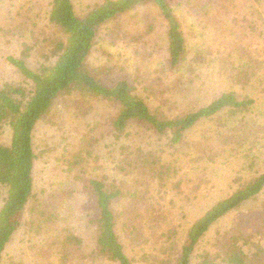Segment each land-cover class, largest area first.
I'll return each mask as SVG.
<instances>
[{
  "label": "rangeland",
  "instance_id": "obj_1",
  "mask_svg": "<svg viewBox=\"0 0 264 264\" xmlns=\"http://www.w3.org/2000/svg\"><path fill=\"white\" fill-rule=\"evenodd\" d=\"M107 1L73 0V4L76 14L82 17ZM170 2L188 43L186 68L180 75L168 61L167 22L152 4L129 11L102 27L88 61L90 68L103 70L104 78L111 77L109 73L116 77L125 72L122 78L132 84L134 94L168 117L196 111L229 91L256 103L236 118L217 115L203 120L173 147L137 123L130 124L116 139L108 129L117 111L114 105L78 92L61 97L38 124L33 137L37 155L34 204L42 200L55 214V220L49 219L37 234L30 225L36 217L28 210L2 264H54L49 256L36 257V245H44L45 239L50 242L56 234L69 230L90 243L94 227L82 190L84 180L102 174L117 183L127 181L122 184L131 190L134 182L119 166L137 148L157 156L158 172L167 166L174 169L166 185L162 186L157 178L146 191L157 211L170 215L169 221L179 227L181 236L210 207L264 172V0ZM51 3L0 0V88L13 84L30 89L9 63V57L25 60L33 70L54 59L57 43L64 36L49 21ZM197 54H201V61L194 60ZM250 58L257 60L256 64L251 66ZM247 65L254 74L244 87L233 77L237 68ZM10 140L11 129L5 126L0 130V142L9 144ZM131 171L135 173L136 169ZM136 174L134 177L140 178ZM5 196L6 190L0 187V209ZM123 203L134 205L129 198ZM262 208L264 193L214 226L203 249H213L217 234L236 224L243 231L255 230L249 211ZM122 241L130 253V242L124 238Z\"/></svg>",
  "mask_w": 264,
  "mask_h": 264
},
{
  "label": "trees",
  "instance_id": "obj_2",
  "mask_svg": "<svg viewBox=\"0 0 264 264\" xmlns=\"http://www.w3.org/2000/svg\"><path fill=\"white\" fill-rule=\"evenodd\" d=\"M149 4L167 22L168 61L170 68L180 75L186 68L188 43L170 0H108L82 17L76 14L73 0H52L49 21L64 36L57 43L54 59L33 70L23 59L8 58L30 89L13 84L0 88V130L5 126L11 129L10 143L0 142V187L6 190L0 209V264L13 237L22 229L28 210L36 217L30 225L37 234H41L49 219L55 220V214L46 209L42 200L34 204L37 155L33 137L38 124L49 116L61 97L78 92L114 105L117 111L108 129L116 139H120L130 124L137 123L147 126L173 147L203 120L217 115L236 118L256 103L229 91L196 111L168 117L160 109L152 110L143 98L134 94L132 84L122 78L125 72L116 77L109 73L111 77L106 76L107 80L103 70L90 68L88 61L102 27ZM197 55L194 60L201 61V54ZM250 59L251 66L256 64L257 60ZM251 66L237 68L233 81L246 87L254 74ZM121 161L119 169L134 182L131 190L122 184L127 181L117 183L102 174L88 177L82 185L87 195L90 225L94 227L90 243L69 230L56 234L50 242L45 239V246L37 243L36 257L49 256L54 264H264V208L249 211L251 224L255 220V230L243 231L236 224L217 234L213 249L202 247L214 226L262 196L264 172L210 207L181 236L179 227L169 221L170 215L164 210L157 211L146 191L157 178L162 186L166 185L174 169L167 166L158 172L157 156L142 148ZM131 168L136 169L135 173ZM136 173L140 178L134 177ZM128 198L133 200V206H123ZM123 238L130 242V253Z\"/></svg>",
  "mask_w": 264,
  "mask_h": 264
}]
</instances>
